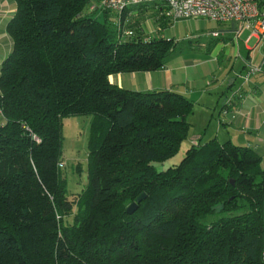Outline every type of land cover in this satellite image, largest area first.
Returning <instances> with one entry per match:
<instances>
[{
    "label": "trees",
    "instance_id": "1",
    "mask_svg": "<svg viewBox=\"0 0 264 264\" xmlns=\"http://www.w3.org/2000/svg\"><path fill=\"white\" fill-rule=\"evenodd\" d=\"M13 1L0 66V264H264V158L213 138L156 169L188 137L192 101L110 80L164 66L171 40L134 17L152 6L163 27L162 6L99 20L97 9L80 15L90 0ZM73 116L91 119L87 183L70 194L63 120Z\"/></svg>",
    "mask_w": 264,
    "mask_h": 264
},
{
    "label": "crops",
    "instance_id": "2",
    "mask_svg": "<svg viewBox=\"0 0 264 264\" xmlns=\"http://www.w3.org/2000/svg\"><path fill=\"white\" fill-rule=\"evenodd\" d=\"M143 9L154 10L152 6ZM143 9L134 8L131 13ZM15 11L13 0H0V66L12 49L6 25ZM217 25L219 29L213 31L222 38L223 43L218 51L231 44L240 54L246 53L241 70L237 66L234 68V65L228 67L217 83L211 79L212 71L206 64L208 61L212 64L214 57L201 60L192 55L183 56L181 52L170 54L160 69L114 73L110 80L135 91L173 90L193 103L207 104L208 109L212 104L216 107L222 104L220 110L224 119L218 122L216 135L210 137L204 132L198 133L199 140L195 139L198 144L204 137V143L213 138L220 142L218 135L222 133L225 141L250 146L264 158V36L254 35L250 29L241 27L235 21ZM3 122L0 109V124Z\"/></svg>",
    "mask_w": 264,
    "mask_h": 264
},
{
    "label": "rangeland",
    "instance_id": "3",
    "mask_svg": "<svg viewBox=\"0 0 264 264\" xmlns=\"http://www.w3.org/2000/svg\"><path fill=\"white\" fill-rule=\"evenodd\" d=\"M93 4L98 5V0H90L84 10L80 12V15L89 12V8ZM138 7L139 6L135 8ZM93 15L97 16L99 20H103L102 10L97 8V12ZM151 16L152 13H150V11H145V14L142 16L139 17L138 14H135L134 17L140 18L141 26L148 32L147 36L153 35L155 37L170 39L172 42L171 47L173 49V55L181 52L183 56L192 55L201 60L206 57H208V59L211 57L215 58L212 64L210 61L206 63L213 73L210 74V77L215 81L214 83H217V81L225 75L226 69L232 65H234V68L237 66L236 68L241 70L240 65H243L246 53L242 55L241 52L240 54L236 50L235 45L231 44L229 47L226 46L222 51H218L221 45H223L221 41L222 38L211 34L213 30L219 29L218 23L205 18L196 17L171 20L168 23L164 22V26L162 27L159 24L156 26ZM120 20L119 18V22ZM118 29L119 35L124 34V32H121L120 28ZM127 30L128 29H125L126 32ZM126 32L125 34L128 33ZM201 103L202 102H197V104L193 103L192 113L187 116V121L190 124L188 137L181 142L179 149L174 155L162 162H154L156 169L162 170L178 164L184 156L185 150L190 145L196 146L198 144L195 140H199L198 133L201 134V132H204L206 136L210 137L216 135L218 131V122L224 119V114L222 110H220V105L222 104H220L219 107L212 104L208 109L207 104ZM90 119V116H73L63 120L62 171L67 178L70 194L79 192L87 183V140ZM218 139L220 142L225 141L222 133L218 135ZM204 140L205 137L200 140V143H204ZM46 264L48 263L46 262Z\"/></svg>",
    "mask_w": 264,
    "mask_h": 264
},
{
    "label": "built area",
    "instance_id": "4",
    "mask_svg": "<svg viewBox=\"0 0 264 264\" xmlns=\"http://www.w3.org/2000/svg\"><path fill=\"white\" fill-rule=\"evenodd\" d=\"M151 4L162 6L161 13L171 20L201 17L216 23L235 21L254 35L264 36V0H98L89 11L98 8L121 15L133 6ZM211 34L216 36L217 32Z\"/></svg>",
    "mask_w": 264,
    "mask_h": 264
},
{
    "label": "water",
    "instance_id": "5",
    "mask_svg": "<svg viewBox=\"0 0 264 264\" xmlns=\"http://www.w3.org/2000/svg\"><path fill=\"white\" fill-rule=\"evenodd\" d=\"M145 193L141 194L134 202H132L128 208H127V213L132 214L137 208L139 203L144 199Z\"/></svg>",
    "mask_w": 264,
    "mask_h": 264
}]
</instances>
